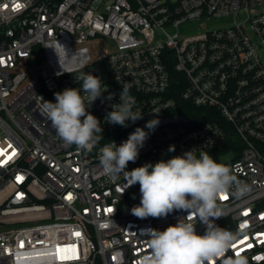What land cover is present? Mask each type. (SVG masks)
Masks as SVG:
<instances>
[{"label": "built area", "instance_id": "1", "mask_svg": "<svg viewBox=\"0 0 264 264\" xmlns=\"http://www.w3.org/2000/svg\"><path fill=\"white\" fill-rule=\"evenodd\" d=\"M86 73L108 89L88 105L103 129L91 151L33 111ZM125 84L143 118L121 127L105 117ZM137 127L148 138L126 171L196 149L249 186L221 194L215 223L239 233L226 258L264 264V0H0V264H142L150 230L188 213L138 218L139 184L103 173L100 149Z\"/></svg>", "mask_w": 264, "mask_h": 264}, {"label": "clouds", "instance_id": "2", "mask_svg": "<svg viewBox=\"0 0 264 264\" xmlns=\"http://www.w3.org/2000/svg\"><path fill=\"white\" fill-rule=\"evenodd\" d=\"M51 48L59 57V63L61 54L58 49L67 56L65 47L59 42ZM81 80L80 89L66 88L56 92L55 102L39 96L40 103L33 111H38L44 120L51 122L56 135L66 145L91 151L103 139V129L100 121L88 111V105L108 89L102 85L100 77L91 73L82 75ZM129 91V85L125 84L120 92V103L113 104L112 111L105 117L107 123L127 127L128 121L143 118L133 111L135 99ZM108 99H112V94ZM158 124V119H152L145 128L153 130ZM147 138L144 128L137 127L119 146L114 142L105 144L99 156L102 171L110 180L116 181L123 175L126 188L139 184L140 203L131 208L132 215L144 219L167 217L174 210L188 213L163 231L150 230V254L142 264H215L217 260L222 264H247L243 256L226 258L239 233L224 229L215 221L223 216L218 203L221 194L234 187L233 194L239 198L250 191L249 186L238 181L225 163H218L208 152L200 150L197 156L196 149L126 171L129 162L135 163L138 159ZM168 151H175L174 146H170ZM194 219L205 226L203 235L197 234V224L192 222Z\"/></svg>", "mask_w": 264, "mask_h": 264}, {"label": "rangeland", "instance_id": "3", "mask_svg": "<svg viewBox=\"0 0 264 264\" xmlns=\"http://www.w3.org/2000/svg\"><path fill=\"white\" fill-rule=\"evenodd\" d=\"M224 21H220V22H218V21H213L211 24H208V26H215V25H217V24H221V23H223ZM193 31H196V29L194 28L193 29ZM106 47V41L105 40H102L100 43H99V45L97 46V49H96V51H98V52H101V50H102V48H105ZM93 53H94V51H92Z\"/></svg>", "mask_w": 264, "mask_h": 264}, {"label": "snow or ice", "instance_id": "4", "mask_svg": "<svg viewBox=\"0 0 264 264\" xmlns=\"http://www.w3.org/2000/svg\"><path fill=\"white\" fill-rule=\"evenodd\" d=\"M0 154H2V153H0ZM12 155H15V152H13V154ZM11 157H9V159H10ZM18 179H20V178H18ZM222 198H226V197H222ZM109 211H111V209H109ZM246 214V213H245ZM77 235H79L78 233H77ZM241 243H243V241H241ZM249 247H251V245H249ZM59 251V250H58ZM237 255H239V253H237Z\"/></svg>", "mask_w": 264, "mask_h": 264}, {"label": "water", "instance_id": "5", "mask_svg": "<svg viewBox=\"0 0 264 264\" xmlns=\"http://www.w3.org/2000/svg\"><path fill=\"white\" fill-rule=\"evenodd\" d=\"M231 155H228L226 158H224L225 160L230 159Z\"/></svg>", "mask_w": 264, "mask_h": 264}]
</instances>
